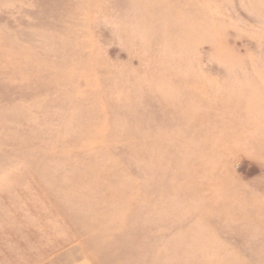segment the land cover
I'll return each mask as SVG.
<instances>
[{"label":"rangeland","instance_id":"rangeland-1","mask_svg":"<svg viewBox=\"0 0 264 264\" xmlns=\"http://www.w3.org/2000/svg\"><path fill=\"white\" fill-rule=\"evenodd\" d=\"M0 264H264V0H0Z\"/></svg>","mask_w":264,"mask_h":264}]
</instances>
